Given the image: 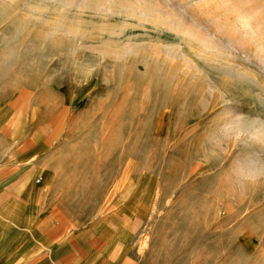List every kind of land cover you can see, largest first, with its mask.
Instances as JSON below:
<instances>
[{
    "label": "rangeland",
    "instance_id": "rangeland-1",
    "mask_svg": "<svg viewBox=\"0 0 264 264\" xmlns=\"http://www.w3.org/2000/svg\"><path fill=\"white\" fill-rule=\"evenodd\" d=\"M0 74L67 221L113 210L141 264H264V0H0Z\"/></svg>",
    "mask_w": 264,
    "mask_h": 264
},
{
    "label": "crops",
    "instance_id": "crops-1",
    "mask_svg": "<svg viewBox=\"0 0 264 264\" xmlns=\"http://www.w3.org/2000/svg\"><path fill=\"white\" fill-rule=\"evenodd\" d=\"M28 119L16 82L0 74V264H141L131 258L130 226L113 224V210L84 225L67 221L66 182L51 179L49 157L36 160ZM131 206L119 209L125 222Z\"/></svg>",
    "mask_w": 264,
    "mask_h": 264
},
{
    "label": "built area",
    "instance_id": "built-area-1",
    "mask_svg": "<svg viewBox=\"0 0 264 264\" xmlns=\"http://www.w3.org/2000/svg\"><path fill=\"white\" fill-rule=\"evenodd\" d=\"M36 180L39 181V178H37Z\"/></svg>",
    "mask_w": 264,
    "mask_h": 264
}]
</instances>
